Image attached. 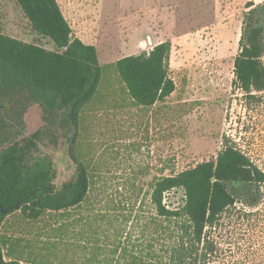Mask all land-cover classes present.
Returning <instances> with one entry per match:
<instances>
[{"label": "rangeland", "instance_id": "obj_1", "mask_svg": "<svg viewBox=\"0 0 264 264\" xmlns=\"http://www.w3.org/2000/svg\"><path fill=\"white\" fill-rule=\"evenodd\" d=\"M57 1L74 35L96 47L100 65L169 40L175 89L143 107L109 67L73 127L56 93L22 87L0 71V149L37 133L33 154L52 161L56 186L74 175L72 156L88 176L79 204L35 222L14 212L0 235L30 239L47 264H187L188 220L157 214L150 181L214 157L223 136L264 171V89L246 107L233 82L246 3L264 0ZM0 32L54 49L14 0H0ZM259 194L256 204L242 198L207 228L209 249L198 264H264V184ZM182 200L179 189L163 197L170 210Z\"/></svg>", "mask_w": 264, "mask_h": 264}, {"label": "trees", "instance_id": "obj_2", "mask_svg": "<svg viewBox=\"0 0 264 264\" xmlns=\"http://www.w3.org/2000/svg\"><path fill=\"white\" fill-rule=\"evenodd\" d=\"M14 1L31 29L48 38L54 49L0 32V71L22 87L56 93L73 127L79 110L94 96L102 73L109 67L132 100L143 107L165 99L175 89L168 68L169 40L100 65L96 47L74 35L57 0ZM237 44L233 82L242 92L245 106L252 107L258 100L257 92L264 89V3H246ZM37 138L34 133L0 149V208L10 206L6 213L0 212V228L6 216L14 212L18 211L24 221L35 222L46 212H64L76 206L86 195L88 176L84 165L72 156L74 175L56 186L52 161L46 155L33 154ZM234 142L223 136V146L214 157L150 181L149 199L157 214L183 215L188 220L191 246L187 264H198L205 256L209 249L206 230L229 206L242 198L250 205L259 200L264 171ZM173 189L182 191L183 203L170 210L163 197ZM31 244L30 239L24 241L21 236L0 235V264H47L43 255L34 253ZM3 255L10 260L4 261Z\"/></svg>", "mask_w": 264, "mask_h": 264}, {"label": "water", "instance_id": "obj_3", "mask_svg": "<svg viewBox=\"0 0 264 264\" xmlns=\"http://www.w3.org/2000/svg\"><path fill=\"white\" fill-rule=\"evenodd\" d=\"M16 206H17V202L13 205V207H16ZM8 209H10V206L0 208V212L4 214L7 212ZM0 259H1V255H0Z\"/></svg>", "mask_w": 264, "mask_h": 264}, {"label": "crops", "instance_id": "obj_4", "mask_svg": "<svg viewBox=\"0 0 264 264\" xmlns=\"http://www.w3.org/2000/svg\"><path fill=\"white\" fill-rule=\"evenodd\" d=\"M158 43V42H157Z\"/></svg>", "mask_w": 264, "mask_h": 264}]
</instances>
